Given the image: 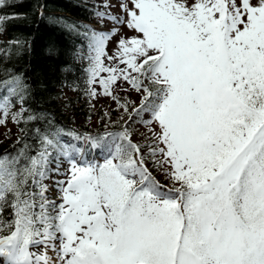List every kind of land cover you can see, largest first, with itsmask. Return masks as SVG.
I'll return each mask as SVG.
<instances>
[{
    "label": "snow or ice",
    "instance_id": "6c2138e0",
    "mask_svg": "<svg viewBox=\"0 0 264 264\" xmlns=\"http://www.w3.org/2000/svg\"><path fill=\"white\" fill-rule=\"evenodd\" d=\"M113 7L93 13L110 29L79 26L76 55L87 95L110 97L120 115L105 112L96 134L49 121L0 153V264H264V0ZM3 71L0 125L40 119L30 85ZM122 83L138 102L115 92Z\"/></svg>",
    "mask_w": 264,
    "mask_h": 264
},
{
    "label": "trees",
    "instance_id": "16d2710c",
    "mask_svg": "<svg viewBox=\"0 0 264 264\" xmlns=\"http://www.w3.org/2000/svg\"><path fill=\"white\" fill-rule=\"evenodd\" d=\"M105 3L106 0H6L0 7V17L4 18L0 24V77L5 76L3 69L22 75L31 87L26 107L40 117L28 124L13 123L16 135L0 140V153L17 150V137L33 143V130L47 128L49 121L65 131L103 133L109 121L105 118L101 123L105 112L93 108L94 99L87 95L88 63L76 53L86 54L81 47L86 43L81 35L83 28L79 26L100 27L102 23L93 13ZM14 39L20 41V46L8 47L6 42ZM131 129L133 134L142 129L138 133L141 140L133 142L144 143V126L133 123ZM147 166L154 177L161 172L150 159ZM8 212L6 209L4 215Z\"/></svg>",
    "mask_w": 264,
    "mask_h": 264
},
{
    "label": "rangeland",
    "instance_id": "374dc122",
    "mask_svg": "<svg viewBox=\"0 0 264 264\" xmlns=\"http://www.w3.org/2000/svg\"><path fill=\"white\" fill-rule=\"evenodd\" d=\"M106 2L108 4H112V5H116V7H113L111 9V11L113 13H119L120 9L118 7V3L119 0H106ZM112 27L111 23L107 20L103 21L102 25L100 27L98 26H94L93 28L96 29H102V30H108ZM131 35L132 33L129 32L126 28H121L120 29V35ZM119 39V36H113L106 44V51L108 55H112L114 53V48H115V44H116V40ZM104 62L107 65L108 61L107 58H104ZM107 73H101V76H106ZM94 87L96 88L97 93H101L102 89L99 86V84L97 83L96 85H94ZM127 89V90H125ZM115 92L117 94H119L120 96H124L126 97L129 101H136L138 102L139 97L137 96V94L132 91L129 86L127 84H121V86L119 88H115L114 89ZM117 105L115 104V102L107 96H104L102 94L98 95L96 98H94L93 101V108L94 110L96 108H100L101 110H103L104 112H110L111 114V120L115 121L117 120L118 116L120 115L119 112L115 111ZM142 129H139V131L135 134H133L131 136V139L133 141H138L141 140L138 133L141 131ZM16 135V131L14 129V125L13 122L11 121V119L8 120V122L5 125H0V140H6V139H11L14 138ZM65 167H67V165H65ZM162 185H165L166 187H170L171 184L169 181H165L164 178L165 176L161 173L158 172V176L155 177Z\"/></svg>",
    "mask_w": 264,
    "mask_h": 264
}]
</instances>
